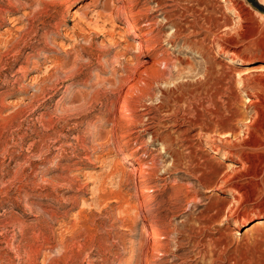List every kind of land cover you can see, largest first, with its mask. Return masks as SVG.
<instances>
[{
    "label": "rangeland",
    "instance_id": "374dc122",
    "mask_svg": "<svg viewBox=\"0 0 264 264\" xmlns=\"http://www.w3.org/2000/svg\"><path fill=\"white\" fill-rule=\"evenodd\" d=\"M145 1L138 7L150 8L155 32L164 25L163 45L138 56L122 48L138 37L120 18V0H0V264H264V112L245 132L250 99L264 103V0H205L221 7L204 14L224 19L232 2L243 20L203 45L195 34L170 42L175 27L156 0ZM219 41L239 70L258 68L246 87L229 75ZM155 52L170 64L158 65L163 79L148 69L140 87L151 95L125 97ZM209 75L220 88L213 99L203 91ZM179 84L180 101L163 95ZM120 108L132 114L125 129ZM244 147L254 163L243 179L249 194L224 203L226 185L200 182L191 164L231 171Z\"/></svg>",
    "mask_w": 264,
    "mask_h": 264
},
{
    "label": "bare ground",
    "instance_id": "6f19581e",
    "mask_svg": "<svg viewBox=\"0 0 264 264\" xmlns=\"http://www.w3.org/2000/svg\"><path fill=\"white\" fill-rule=\"evenodd\" d=\"M124 3V8H120L119 13L122 14L121 20H123L125 23H127V25L131 28L132 30V35L131 37H138L137 41L135 42H131L128 41L123 45L126 51L127 49H132V48H136V50L138 51V56L141 55H145L147 52L146 51H157L158 50V46L161 43V38H163L162 36L164 35L162 33L164 25L162 24V26L159 27V29L157 30V32H155L156 28L155 26L152 27L154 24L156 25L157 21H154L153 18L150 17V8H147V10H144V8H139L138 7V1L139 0H120V2ZM147 1V0H146ZM145 1V2H146ZM157 1V6H158V10H162V15H163V19L165 21H167L168 23H171L174 27H175V31L174 33L171 35L170 37V42H175L177 38L181 37L182 35L185 36H189V34H195V35H200L199 40L197 41L198 43L202 44L206 41V40H218L220 39V37H223V32H221L220 30L223 29L225 30L224 33L228 32V29H230L231 27L234 28H238L241 26V22L243 20V16H242V12L240 10V8L232 2H229L227 5L226 11L224 12V19H220L218 17H215L214 14L211 12L209 14H204V10L211 8V11H215L216 7H221L220 4L217 5H208L205 0H170L173 2V4H169L166 3V0H156ZM168 1V0H167ZM122 3V4H123ZM149 3V2H148ZM145 4V3H144ZM174 5V7L172 6ZM167 6H172L173 8H167ZM123 7V6H122ZM145 8V9H146ZM119 9V8H118ZM224 11V10H223ZM117 16V15H116ZM121 16V15H120ZM117 18V17H116ZM119 18V19H120ZM157 19V18H156ZM178 19V20H177ZM238 19V20H237ZM234 20V27L230 26V21ZM99 21V20H98ZM247 21V20H246ZM104 22V21H103ZM96 23V22H95ZM97 25V24H96ZM106 25V24H105ZM241 28V27H240ZM137 30L140 31L139 34H136L134 32H136ZM166 33V32H165ZM168 38V37H167ZM187 38V37H185ZM165 39V38H164ZM189 39V38H188ZM163 40V39H162ZM197 40V39H196ZM195 43V42H193ZM162 44V43H161ZM205 44V43H204ZM163 45V44H162ZM219 48L222 50L224 56H228V64H227V68L229 69V75H231L233 77V74L237 75V81H239L240 85L243 87H246V85L249 83V79L251 76V73H258L257 70L258 68H256L255 66H248L246 68H244V70H239L238 69V65H241L242 62L236 57V56H229V52L226 50L224 44L220 41L218 43ZM161 48V47H160ZM162 53V52H160ZM159 52L155 54H153V62L149 64V67H147V64H143L144 65L142 68H139L137 71L138 73L136 75L133 76L131 82L128 84V88L129 91L126 92L125 97H131L132 93L130 91V89H138L139 92H143V94L151 95L149 91H147L148 89L144 90L140 87V81L143 80V74H149L148 69L153 70L155 73L154 74L155 77H157L155 82H158V79L162 80L164 76H162L161 71H159L158 69V65L159 64H163L165 63L166 66L168 67L169 61L167 59H159L160 54ZM133 57V56H132ZM164 57V56H163ZM130 58V57H129ZM132 59V58H131ZM135 59V58H134ZM133 60V59H132ZM208 60V59H207ZM152 61V60H151ZM209 61V60H208ZM133 62V61H132ZM173 63V62H172ZM250 64H253L254 61H250ZM127 64V63H126ZM129 64V62H128ZM165 66V65H164ZM208 66V65H207ZM217 66V65H216ZM226 66V65H225ZM129 67V66H128ZM166 67V68H167ZM137 69V68H136ZM162 69V68H161ZM214 62L211 60L210 61V70L211 72H209V74L214 72ZM130 70V69H129ZM128 70V71H129ZM224 70V69H223ZM163 71V70H162ZM259 71V70H258ZM151 72V71H150ZM264 72V71H263ZM260 73V72H259ZM120 74V73H119ZM118 74V75H119ZM164 74V72H163ZM222 74V73H221ZM129 75V73H128ZM133 75V73H132ZM228 75V76H229ZM208 76V75H207ZM218 76V75H217ZM132 77V76H131ZM212 77V75H209L207 81L203 82L204 89L203 91H205L206 96H208L209 98L213 99L214 96H216L218 93H220L219 89L216 86L213 87L211 84H208V80H210ZM235 77V76H234ZM146 78V77H145ZM153 78V77H151ZM166 78H167V74H166ZM153 80V79H152ZM165 80V79H164ZM218 80V78H217ZM231 81V80H230ZM236 81V80H235ZM97 82V81H96ZM152 82V83H155ZM218 82V81H217ZM233 82V81H232ZM128 83V82H127ZM148 83V82H147ZM161 83V82H160ZM169 83V81H168ZM122 84V83H121ZM200 85V84H199ZM176 86V85H175ZM180 84L179 87L178 85L176 87H172L169 89V91H163V95L166 96L168 94V92L170 93L169 95L170 98H174L175 100H181L185 93L184 91H181L180 89ZM188 86V85H187ZM186 86V87H187ZM258 86V85H257ZM151 87V86H150ZM195 87V86H194ZM226 88V87H225ZM224 88V89H225ZM254 89V88H253ZM184 90V89H183ZM197 90V89H196ZM195 90V92H197ZM229 90V89H228ZM179 91V92H178ZM189 91V90H188ZM192 91V90H191ZM201 91V90H200ZM194 92V91H193ZM255 92V91H254ZM224 93V92H223ZM204 94V95H205ZM34 95V94H33ZM195 96V95H194ZM221 96V95H220ZM255 96V95H254ZM257 96V95H256ZM219 97V96H218ZM217 97V98H218ZM220 99V98H219ZM198 100V97H197ZM233 100V99H232ZM264 100V97H263ZM185 101V100H183ZM182 101V102H183ZM250 101H252L253 105H255V110H254V114L251 117V123L250 124H246L245 126V132H250L251 131V127L254 125V123L257 122L258 118L262 115V113L264 112V106H263V102L260 101L259 97L254 98V99H250ZM181 102V103H182ZM223 103V102H222ZM132 104L131 100H126L125 102V107H130ZM200 104V103H199ZM235 105V104H234ZM166 106L164 101H161L158 104V108L164 109ZM180 106V105H179ZM201 108L204 109V104L201 103L200 104ZM220 106V105H219ZM223 106V105H222ZM225 106V105H224ZM143 107V106H142ZM199 107V106H198ZM190 108H192L190 106ZM224 108V107H223ZM206 111L209 109L208 107L205 108ZM218 109V108H217ZM200 110V109H199ZM224 110V109H223ZM226 110V109H225ZM128 110L126 108H120V111L118 113L117 118V125L119 126V128L121 129H125L128 128L130 126V123H126V120L130 117H132V114H130L129 112H127ZM197 111V110H196ZM205 111V110H203ZM133 112V111H132ZM229 112V111H227ZM128 113V114H127ZM137 113V112H136ZM147 113H149V111H146L144 114L146 115ZM180 113V112H179ZM203 113V112H202ZM200 114V116H204L207 114ZM206 113V112H205ZM134 114V113H133ZM184 115H186V112L183 113ZM213 114V113H212ZM217 114L219 115V113L217 112ZM216 114V115H217ZM234 114V113H232ZM136 115V114H135ZM176 115V114H174ZM211 115V113H210ZM236 115V114H235ZM246 115V114H244ZM180 116V115H179ZM189 116V115H188ZM202 116V117H203ZM139 117V116H138ZM146 117V116H145ZM263 117V116H262ZM142 118L144 119V117L142 116ZM174 118V117H173ZM172 118V119H173ZM205 118V117H204ZM211 118V117H210ZM210 118H205L204 122L201 123V128L203 129L206 125L207 122H210L211 119ZM220 118V117H219ZM238 118V117H237ZM175 119V118H174ZM178 118H176L177 120ZM181 119V118H180ZM240 119V118H239ZM260 119V118H259ZM129 120V119H128ZM187 120L190 122L189 123V127L187 128H183L184 124H179L178 129L182 132L183 136H187V132L190 131V127H191V118H187ZM216 120V119H215ZM143 121V120H142ZM145 121V119H144ZM150 121V120H147ZM152 121V120H151ZM217 121V120H216ZM115 122V121H114ZM154 122V121H153ZM158 122V120H157ZM246 122V121H245ZM138 123V121H137ZM133 124V123H132ZM139 124V123H138ZM145 125V124H144ZM153 125V124H152ZM157 125V124H156ZM178 125V124H177ZM147 126V125H146ZM151 126V125H150ZM115 127V126H114ZM134 127V126H132ZM149 127V126H148ZM159 127V126H158ZM194 127V126H193ZM117 128V126L115 127ZM135 128V127H134ZM161 128V127H160ZM136 129V128H135ZM148 129V128H145ZM176 129V128H175ZM118 130V129H117ZM125 131V130H124ZM135 131V130H134ZM157 131V130H156ZM243 131V130H242ZM153 133V137L157 136L158 132H152ZM151 133V134H152ZM201 133V132H200ZM161 134V133H160ZM215 134V133H214ZM127 135V134H126ZM195 135V134H194ZM130 136V135H129ZM191 136V135H190ZM210 138H214L212 136H209ZM179 138V137H178ZM184 138V137H183ZM238 138V137H237ZM125 139V138H124ZM161 139V136H160ZM163 142V139H161ZM185 140V139H184ZM190 140V139H187ZM193 140V139H192ZM225 141V140H224ZM226 141H228L229 144H231V139H226ZM167 142V141H166ZM165 142V143H166ZM169 143V142H167ZM143 144V143H142ZM191 144V142H190ZM248 144V143H247ZM245 144V146L247 145ZM168 145V144H167ZM187 146V145H186ZM238 146V145H237ZM191 147H193V145H191ZM236 147V146H235ZM249 147V144H248ZM241 148V147H240ZM245 148V147H244ZM202 150H206V148H202ZM219 155V151L218 149L214 151V154L212 155V159L216 156ZM222 158H227V156H221ZM153 159V158H152ZM154 161V160H153ZM236 161L238 162V164H236L232 170L230 171L225 170V171H220V170H213L211 171V173L209 174V172L206 171L207 168V164H202L201 162H196L195 164H191V170L193 172L196 173V178L206 184V185H212L215 182H222L226 185V188L223 189V191L225 192H229L227 193L229 196H223V202L227 203L229 202L234 203V202H240L243 199L247 198L249 193H244L245 189H246V183H244L243 179L250 175V170L252 169V166L254 165L253 163V159H252V155L246 150H245L239 154V157L236 159ZM148 162V161H147ZM154 163V162H152ZM157 163V162H156ZM260 168L262 169L261 171V175H264V160H262L261 164H260ZM224 170V169H223ZM248 171V172H247ZM257 176V175H256ZM252 177V176H251ZM206 180V182H205ZM208 181V182H207ZM196 195V194H195ZM261 199H263V196H260ZM195 199V198H194ZM193 201V200H192ZM214 201V200H213ZM198 202V201H197ZM199 203V202H198ZM214 203V202H213ZM261 205L262 207H264V200H261ZM222 207V206H221ZM226 211V210H225ZM247 221V219H234L233 220V224L234 225H240L243 224ZM133 223V222H132ZM23 230V229H22ZM229 232V231H228ZM73 236V235H72ZM156 236V234H155ZM34 237V236H33ZM155 239V238H154ZM33 241V240H32ZM20 247V246H19ZM69 248V247H68ZM19 251V248H18ZM37 251V250H36ZM22 252V251H21ZM64 252V251H63ZM40 253V252H39ZM45 253V252H44ZM66 254V253H65ZM18 255V254H17ZM62 255V254H60ZM37 256V255H36ZM24 257V256H23ZM29 260V259H28ZM9 261V260H8ZM32 261V260H31ZM53 263V262H52Z\"/></svg>",
    "mask_w": 264,
    "mask_h": 264
}]
</instances>
